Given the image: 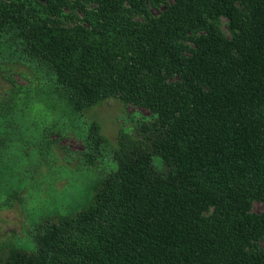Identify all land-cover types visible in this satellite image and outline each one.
<instances>
[{
	"label": "trees",
	"instance_id": "1",
	"mask_svg": "<svg viewBox=\"0 0 264 264\" xmlns=\"http://www.w3.org/2000/svg\"><path fill=\"white\" fill-rule=\"evenodd\" d=\"M2 39L73 110L116 98L151 118L0 264H264V0H0Z\"/></svg>",
	"mask_w": 264,
	"mask_h": 264
},
{
	"label": "rangeland",
	"instance_id": "2",
	"mask_svg": "<svg viewBox=\"0 0 264 264\" xmlns=\"http://www.w3.org/2000/svg\"><path fill=\"white\" fill-rule=\"evenodd\" d=\"M5 41L0 40V253L12 245L35 249L40 224L85 204L94 182L116 169L114 149L122 136H135L151 118L149 110L116 98L73 110L54 77ZM263 210V202L253 203V211Z\"/></svg>",
	"mask_w": 264,
	"mask_h": 264
}]
</instances>
